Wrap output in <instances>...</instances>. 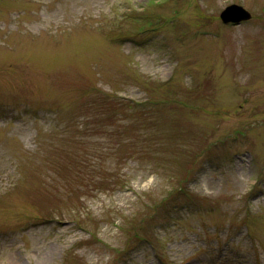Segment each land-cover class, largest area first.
<instances>
[{
  "label": "rangeland",
  "instance_id": "rangeland-1",
  "mask_svg": "<svg viewBox=\"0 0 264 264\" xmlns=\"http://www.w3.org/2000/svg\"><path fill=\"white\" fill-rule=\"evenodd\" d=\"M0 264H264V0H0Z\"/></svg>",
  "mask_w": 264,
  "mask_h": 264
},
{
  "label": "water",
  "instance_id": "water-1",
  "mask_svg": "<svg viewBox=\"0 0 264 264\" xmlns=\"http://www.w3.org/2000/svg\"><path fill=\"white\" fill-rule=\"evenodd\" d=\"M221 18L225 23H240L241 21L249 20L251 15L243 7L231 5L222 12Z\"/></svg>",
  "mask_w": 264,
  "mask_h": 264
}]
</instances>
